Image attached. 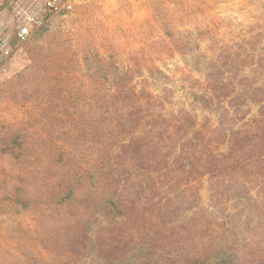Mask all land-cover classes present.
Returning a JSON list of instances; mask_svg holds the SVG:
<instances>
[{
	"label": "rangeland",
	"instance_id": "obj_1",
	"mask_svg": "<svg viewBox=\"0 0 264 264\" xmlns=\"http://www.w3.org/2000/svg\"><path fill=\"white\" fill-rule=\"evenodd\" d=\"M46 1L0 0V264H264V0Z\"/></svg>",
	"mask_w": 264,
	"mask_h": 264
},
{
	"label": "built area",
	"instance_id": "obj_2",
	"mask_svg": "<svg viewBox=\"0 0 264 264\" xmlns=\"http://www.w3.org/2000/svg\"><path fill=\"white\" fill-rule=\"evenodd\" d=\"M54 2H55V0H53L52 2L51 1H46L45 5H44V10L47 7L49 8V10H55ZM21 9H23V8L18 7L16 9L18 14L22 13L21 12L22 11ZM34 9H35V7H33L32 9H30V10H33V11H31V13L26 14V18H27L26 21L28 23L33 21V23H36V26H39L40 25V21H39L40 19H35L34 15L32 14L33 12L35 13ZM24 21L21 22V23H19V25H18L17 35H18V38H19L20 41H25L32 34L31 28ZM41 26H42V24H41Z\"/></svg>",
	"mask_w": 264,
	"mask_h": 264
}]
</instances>
